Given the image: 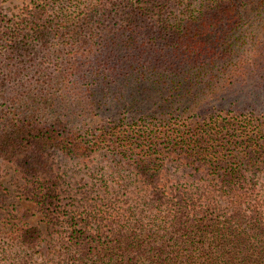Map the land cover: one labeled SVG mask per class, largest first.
Masks as SVG:
<instances>
[{"label": "trees", "instance_id": "trees-1", "mask_svg": "<svg viewBox=\"0 0 264 264\" xmlns=\"http://www.w3.org/2000/svg\"><path fill=\"white\" fill-rule=\"evenodd\" d=\"M53 154L138 181L141 206L53 210L56 184L38 176ZM14 163L22 203L1 178ZM167 163L181 175L169 196L157 186ZM261 175L264 0L0 8L2 264H37L55 227L52 264H264V207L248 184Z\"/></svg>", "mask_w": 264, "mask_h": 264}, {"label": "rangeland", "instance_id": "rangeland-1", "mask_svg": "<svg viewBox=\"0 0 264 264\" xmlns=\"http://www.w3.org/2000/svg\"><path fill=\"white\" fill-rule=\"evenodd\" d=\"M42 0H0V8L5 13H17L26 6L30 8L34 3H40ZM97 159H70L68 157H60L51 155L49 157L48 166L45 171L39 173L41 179H52L55 182V194L57 208L53 210H64L81 212V210H133L137 206H141L144 195V187L138 181L128 189L123 183L132 179L110 178L108 167L99 165ZM99 167L100 170H99ZM102 169V171H101ZM180 170H176L171 164L162 170L158 178L159 191L164 195H170L172 188L180 178ZM1 178L4 184L9 186L11 195L14 200L22 203L20 198V188L25 183V179L20 171V166L14 163L11 166H2ZM252 178V177H251ZM248 178V184L254 187L251 202H258L264 207V175ZM186 180L180 179L178 183H185ZM106 183V184H105ZM189 184V182H188ZM108 186L109 189L105 187ZM26 209V208H24ZM55 230H60L59 232ZM64 228H54L50 231L42 233L39 245L34 251L31 258L38 260L37 264H52L53 260H49L51 256V248L57 245L59 236ZM0 247L6 245L3 235L0 236ZM37 251H39L37 253ZM0 264L2 262L0 261Z\"/></svg>", "mask_w": 264, "mask_h": 264}]
</instances>
